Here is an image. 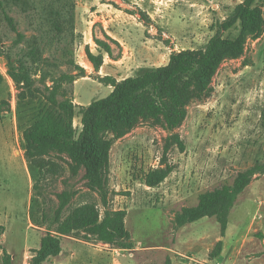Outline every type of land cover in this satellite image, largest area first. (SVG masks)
I'll use <instances>...</instances> for the list:
<instances>
[{
    "label": "rangeland",
    "instance_id": "374dc122",
    "mask_svg": "<svg viewBox=\"0 0 264 264\" xmlns=\"http://www.w3.org/2000/svg\"><path fill=\"white\" fill-rule=\"evenodd\" d=\"M244 1L76 0L75 60L86 69L87 77L75 82V104L80 100L87 105L111 94L112 88L95 79L99 75L121 81L145 69L166 66L174 52L204 48L215 34L214 26ZM257 5L264 15V0H258ZM9 13L20 31L31 34L20 9ZM140 14L147 15L150 21L145 23ZM94 30L101 39L104 33H113L122 47V58L113 61L105 56L99 73L85 52L89 46L98 54ZM1 33L4 48L12 46L16 34L5 26ZM237 35V31L225 34ZM114 50L117 55L118 48L114 46ZM0 74L5 78L0 102L11 104V110L0 119V225L5 227L0 239V264L4 249L11 254L13 264H32L34 251L39 249L46 230L35 226L31 219L34 179L17 124V88L1 52ZM213 88L210 98L189 106L187 119L177 130L186 151L177 147L170 150L168 164L174 170L160 185L148 187L144 177L153 169L165 167L162 158L169 135L165 129L142 123L113 145L110 207L127 212L126 228L133 248L123 250L97 241L87 242L84 234L77 233L62 237V253L44 264H166L168 259L173 264H264V232L256 223L248 226L255 215L264 213V175L255 177L262 181L255 183L256 189L249 191L246 198L239 197L230 214L225 261L210 259L217 240L222 238L215 219L204 218L185 227H178L175 222L184 208L198 204L202 193L232 184L238 173L264 164V27L259 37L248 41L242 58L221 66ZM74 127L77 133L83 128L78 106ZM58 164L64 173L49 175L43 182L50 205L57 206L56 194L67 188L63 180H68L77 195L65 215L87 204L98 205L103 213L100 198L83 179L84 171L72 178L68 164Z\"/></svg>",
    "mask_w": 264,
    "mask_h": 264
},
{
    "label": "trees",
    "instance_id": "16d2710c",
    "mask_svg": "<svg viewBox=\"0 0 264 264\" xmlns=\"http://www.w3.org/2000/svg\"><path fill=\"white\" fill-rule=\"evenodd\" d=\"M258 0H245L228 17L214 26L215 34L204 48L174 52L166 66L145 69L135 77L119 81L107 75L95 78L111 86V94L88 106L80 107L82 130L76 132L75 82L87 77V71L75 60L76 0H0V52L7 60L8 75L17 88V124L22 132L25 160L34 179L31 219L46 230L32 264H44L62 253V237L84 234L87 242L97 241L123 250L133 248L126 228L127 212L110 207V152L114 143L142 123L160 126L169 135L165 139L162 165L144 177L148 187L163 183L173 172L168 153L174 147L186 151V144L177 132L185 123L188 108L194 101H203L213 94V80L221 66L245 55L248 41L260 36L264 15ZM20 9L31 27V34L19 29L9 11ZM145 23L150 18L140 14ZM16 34L13 45L4 48L2 27ZM237 31L235 37H226ZM98 54L86 47V56L95 72L104 66L105 56L113 61L122 58L120 43L104 33L101 39L93 31ZM114 46L119 52L115 55ZM52 47V48H51ZM52 49V50H51ZM51 50V51H49ZM5 78L0 74V91ZM11 110L7 101L0 102V119ZM67 163L71 177L84 171L88 189L98 195V205L87 204L70 209L77 192L67 187L56 194L52 207L44 195L43 182L49 175H61ZM257 175H264V164L258 163L237 174L232 184H225L199 196L195 207L184 208L177 215L178 227H185L204 218L215 219L225 237L229 217L239 196ZM5 227L0 225V239ZM223 241L210 253V259L221 257ZM2 264H13L11 254L3 250ZM166 264H173L168 259Z\"/></svg>",
    "mask_w": 264,
    "mask_h": 264
},
{
    "label": "crops",
    "instance_id": "0c3cea01",
    "mask_svg": "<svg viewBox=\"0 0 264 264\" xmlns=\"http://www.w3.org/2000/svg\"><path fill=\"white\" fill-rule=\"evenodd\" d=\"M108 35L109 36H111L112 38H114L115 40H117V41H119L117 38H116V36H114V34L113 33H111V32H108ZM81 79H83V78H81ZM101 84V83H100ZM104 86H106V85H104ZM107 88H112L111 86H106ZM110 92H112L113 91V88H112V90H109ZM91 104V103H90ZM90 104H87V105H84L83 103H81V101L79 100V101H76V105L80 108L81 106H88V105H90ZM258 178H255L253 181H252V183L249 185V187L239 196L240 197V199L241 198H246L247 196V194H248V192L250 191V192H252L254 189H256V187H255V183H259V182H261L262 180L261 179H259V180H257ZM249 197V196H248ZM250 198L251 197H249V199L248 200H250ZM247 202H250V201H247ZM254 223H256V227L258 228V229H260L261 231H263L264 232V213H263V215H261V216H259L258 217V215H255V217H253V221L252 222H250L249 223V227L253 224L254 225ZM229 227V226H228ZM228 230V229H227ZM226 233H227V231H226ZM229 236L231 237V233H229ZM227 237H226V234H225V237H222L221 238V240L219 239V240H217L218 242L219 241H223V243H224V248H226V245H227ZM262 246V248L264 249V240H263V244L261 245ZM179 249V248H178ZM225 249H223V251H224ZM174 253H176L175 251H173ZM178 252V251H177ZM178 254L179 255H182L181 253H179L178 252ZM224 253L222 252V255H221V257H219L217 260L218 261H225L226 260V258H225V256L223 255ZM262 256H264V254L262 255ZM191 260H195V258H190Z\"/></svg>",
    "mask_w": 264,
    "mask_h": 264
}]
</instances>
